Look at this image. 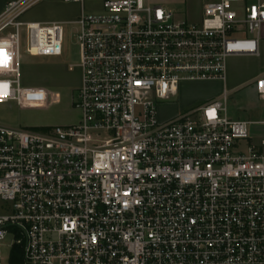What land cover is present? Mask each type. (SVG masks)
<instances>
[{"label": "built area", "instance_id": "2783aa9c", "mask_svg": "<svg viewBox=\"0 0 264 264\" xmlns=\"http://www.w3.org/2000/svg\"><path fill=\"white\" fill-rule=\"evenodd\" d=\"M0 14V105H22L20 60L58 57L62 24ZM81 4L83 0H62ZM72 23L80 71L70 126H0V264H264L263 120H230L229 92L159 122L181 84H225L257 56L264 0H216L190 20L166 0H98Z\"/></svg>", "mask_w": 264, "mask_h": 264}, {"label": "rangeland", "instance_id": "374dc122", "mask_svg": "<svg viewBox=\"0 0 264 264\" xmlns=\"http://www.w3.org/2000/svg\"><path fill=\"white\" fill-rule=\"evenodd\" d=\"M216 0H166L165 6L190 20L199 18L202 5ZM81 8L90 14L99 11L98 0H83L82 5L62 0H40L29 7L20 20L43 25L60 23L63 29L62 52L58 57H29L23 52L20 60V85L23 101L0 105V126L27 131H41L45 127L70 126L79 121L75 107L80 84V71H68L78 61V46L72 24L79 19ZM225 88L229 92L225 103L230 120L260 122L262 103L254 93L252 82L264 75V41L258 44V56L228 57L225 62ZM237 88L230 90V84ZM222 83L191 82L181 84L174 98L157 105L159 122L184 115L198 106L217 99ZM264 136V127L249 128V138Z\"/></svg>", "mask_w": 264, "mask_h": 264}, {"label": "crops", "instance_id": "0c3cea01", "mask_svg": "<svg viewBox=\"0 0 264 264\" xmlns=\"http://www.w3.org/2000/svg\"><path fill=\"white\" fill-rule=\"evenodd\" d=\"M17 1H19V0H0V14L3 12V10H4V8H5V6H6V4H8V3H12V2H17ZM258 56V55H257ZM234 88H237V84L235 83H231L230 84V90H232V89H234ZM223 90H226V88H225V85L223 86V88H222V91ZM227 91V90H226Z\"/></svg>", "mask_w": 264, "mask_h": 264}, {"label": "trees", "instance_id": "16d2710c", "mask_svg": "<svg viewBox=\"0 0 264 264\" xmlns=\"http://www.w3.org/2000/svg\"><path fill=\"white\" fill-rule=\"evenodd\" d=\"M20 252L19 249L15 248L11 254L10 264H17L19 262Z\"/></svg>", "mask_w": 264, "mask_h": 264}]
</instances>
